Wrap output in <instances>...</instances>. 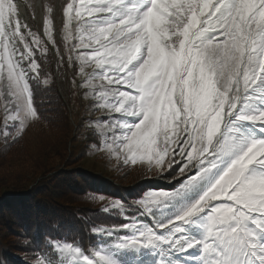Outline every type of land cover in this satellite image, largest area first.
<instances>
[{"label": "snow or ice", "instance_id": "6c2138e0", "mask_svg": "<svg viewBox=\"0 0 264 264\" xmlns=\"http://www.w3.org/2000/svg\"><path fill=\"white\" fill-rule=\"evenodd\" d=\"M52 13L45 43L16 0H0L6 144L41 119L29 83H40L36 49L50 43L64 62ZM62 38L85 98L108 116L97 151L179 187L150 191L130 222L93 230L124 233L114 243L51 242L25 264H264V0H69Z\"/></svg>", "mask_w": 264, "mask_h": 264}, {"label": "trees", "instance_id": "16d2710c", "mask_svg": "<svg viewBox=\"0 0 264 264\" xmlns=\"http://www.w3.org/2000/svg\"><path fill=\"white\" fill-rule=\"evenodd\" d=\"M48 49L43 56L36 49L40 83L29 82L41 119L31 124L22 139H9L6 144L4 137L0 143V264H25L37 250L46 252L51 242L74 243L82 249L112 244L117 232L108 237L93 230H113L128 222L138 214L137 202L149 190L179 187L166 174L150 179L139 165L116 166L112 173L90 165L78 168L97 153V142L108 139L93 127L108 116L103 110L96 113L94 101L85 98L87 89L81 86L78 65L70 66L69 83L77 80L79 88H69V93L77 103L81 101V119L75 127L60 88L61 78H68L64 74L67 58L60 63L49 43ZM45 77L50 81L47 85ZM98 152L95 158L103 159L105 154ZM6 192L23 196L18 201L16 196H3ZM114 200L124 207H111Z\"/></svg>", "mask_w": 264, "mask_h": 264}, {"label": "rangeland", "instance_id": "374dc122", "mask_svg": "<svg viewBox=\"0 0 264 264\" xmlns=\"http://www.w3.org/2000/svg\"><path fill=\"white\" fill-rule=\"evenodd\" d=\"M38 0H16V2L19 5V13H20V17L22 22L27 23L29 25V27L32 29L33 32H37L40 39L41 40H45V38L40 34V26L35 22V9H36V4H37ZM45 2V5H44ZM69 2V0H43V5H42V10H43V14L45 15L46 12V6H51L53 8V27H54V36L56 38L57 44L60 47L61 53L64 55V59H68V55L67 53L64 52V47H63V38H62V27H63V8L66 6V3ZM34 12V17L32 15V13ZM84 19H88V17H84ZM46 41V40H45ZM57 59L58 56H57ZM66 61V60H65ZM90 69V68H89ZM64 74L68 77L66 80L61 78V90L63 92V98L64 100L68 103V108L70 110L71 113V117H72V122L73 124L76 126H78V122L80 121V110H79V106H80V99L78 100L79 102L77 103V98H72L70 95V89L69 88H79V81L74 80L71 83H69L70 81V77H71V68L68 65L67 61H66V66L64 67ZM3 82L0 81V85H2ZM3 87H0V91H3ZM94 104V102H93ZM96 113H100L101 111H97L95 110ZM95 123V122H93ZM94 129L96 128V124H93ZM9 130V128L7 129V131ZM5 131V126H4V120H3V99L2 97H0V143L3 142V138H4V133ZM92 155V154H91ZM99 155V152L97 151V153L90 157H87L85 159V161H83V166L82 167H78L80 169H83L84 166H92L96 171H105L108 173H112L115 169V167H120L119 169H121L122 167H124L123 165H118L117 162L112 159L110 160L106 155L104 156L103 159L101 160H97L95 157ZM102 173V172H101ZM151 190L148 191V193ZM148 193H145L144 196L142 198H140L139 200L143 199ZM13 199V196H12ZM138 200V201H139ZM138 214L132 215L129 217V219L127 220L128 222H130L132 219L136 218ZM144 222L151 224L152 221L149 218H144ZM159 231V230H158ZM124 233L117 231L116 235H123ZM96 247H89L88 249H84L87 251H91L94 250Z\"/></svg>", "mask_w": 264, "mask_h": 264}, {"label": "water", "instance_id": "95a60500", "mask_svg": "<svg viewBox=\"0 0 264 264\" xmlns=\"http://www.w3.org/2000/svg\"><path fill=\"white\" fill-rule=\"evenodd\" d=\"M38 4L40 5V15H39V19H38V16H37V11H38ZM42 5H43V0H38L37 1V4H36V11H35V21L38 23V24H41V22L43 23V20H41V17H42V19H43V17H44V14H43V11H42ZM40 33H41V35L43 36V37H45V35H44V31L42 30V29H40ZM5 195H12V196H16L17 198H18V200H19V198L20 197H22L23 196V193H19V194H12V193H10V192H6V193H4V195L3 196H5ZM3 199V197H0V200H2Z\"/></svg>", "mask_w": 264, "mask_h": 264}, {"label": "bare ground", "instance_id": "6f19581e", "mask_svg": "<svg viewBox=\"0 0 264 264\" xmlns=\"http://www.w3.org/2000/svg\"><path fill=\"white\" fill-rule=\"evenodd\" d=\"M43 11V10H42ZM41 13H40V5L38 4V11H37V16H38V19H39V15H40ZM41 20H43L42 19V17H41Z\"/></svg>", "mask_w": 264, "mask_h": 264}]
</instances>
